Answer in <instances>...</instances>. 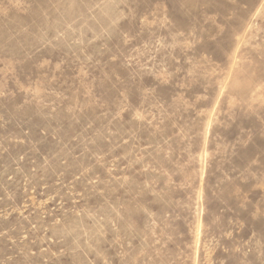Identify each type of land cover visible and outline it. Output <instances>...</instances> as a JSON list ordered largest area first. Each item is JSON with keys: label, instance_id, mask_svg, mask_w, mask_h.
Masks as SVG:
<instances>
[{"label": "rangeland", "instance_id": "1", "mask_svg": "<svg viewBox=\"0 0 264 264\" xmlns=\"http://www.w3.org/2000/svg\"><path fill=\"white\" fill-rule=\"evenodd\" d=\"M0 264H264V0H0Z\"/></svg>", "mask_w": 264, "mask_h": 264}]
</instances>
